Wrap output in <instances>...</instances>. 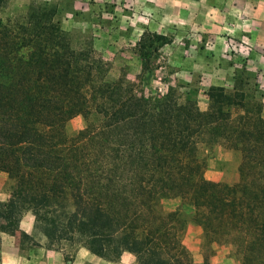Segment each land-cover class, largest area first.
Instances as JSON below:
<instances>
[{"label":"trees","instance_id":"obj_1","mask_svg":"<svg viewBox=\"0 0 264 264\" xmlns=\"http://www.w3.org/2000/svg\"><path fill=\"white\" fill-rule=\"evenodd\" d=\"M0 171L10 196L0 199L1 230L15 234L31 211L49 247L83 244L111 259L130 251L138 264H196L184 242L179 197L194 208L206 243L230 248L236 264H264V113L234 85L206 89L205 110L189 91H146L89 41L75 40L55 4L32 2L21 17L1 15ZM138 46L149 65L160 33ZM81 114L75 134L66 123ZM241 152L239 178L211 180L201 144ZM21 241L33 235L20 231ZM202 264H211L206 258Z\"/></svg>","mask_w":264,"mask_h":264},{"label":"rangeland","instance_id":"obj_2","mask_svg":"<svg viewBox=\"0 0 264 264\" xmlns=\"http://www.w3.org/2000/svg\"><path fill=\"white\" fill-rule=\"evenodd\" d=\"M41 1L56 5V19L60 21L63 28L71 31L75 40L92 43L95 54L103 57L110 64L109 73L112 77L125 73L146 91L152 93H165L170 85L175 86L180 93L189 91L197 98L200 108L206 109L208 97L205 91L210 85L217 83H210V79L204 76L206 75L204 73L208 71L200 68L202 63L186 62V59L181 58L184 54L173 56L177 49L171 44L172 37L169 33L164 34L149 28L136 29L133 27L134 24L126 22L129 19L126 15H130L127 7L119 2H108V0H6L1 15L4 18L21 17L27 12L32 2ZM144 32L149 34L150 38L155 33L163 35V38L155 42L158 49L150 48L152 50H150V62L147 67H144V60L138 46V41ZM250 50L249 43H240L241 54L237 65L234 63L233 73L225 78L222 85L228 89L236 85L237 88L260 101L264 113V91L260 86V79L258 76L249 74L246 68V57ZM192 65H196V71H193ZM84 123L83 115L78 114L72 117L66 123L67 133L75 134ZM199 158L205 166L206 178L229 183L238 180L241 162L239 150L228 148L221 143L201 144ZM8 181V175L0 171L1 200L8 199L10 196ZM162 205L167 210L180 211V216L185 223L184 242L196 264H202L206 258L211 264H236L231 257L227 256L230 248L216 243H206L202 226L193 220L194 208L191 205L183 202L179 197L166 198L162 201ZM32 235V238L21 241L23 246L21 252L34 264H72L78 253L77 260L82 264L91 263L94 259L108 260L94 254L80 243L65 244L60 248L49 247L46 236L35 226V217Z\"/></svg>","mask_w":264,"mask_h":264},{"label":"crops","instance_id":"obj_3","mask_svg":"<svg viewBox=\"0 0 264 264\" xmlns=\"http://www.w3.org/2000/svg\"><path fill=\"white\" fill-rule=\"evenodd\" d=\"M127 7L128 24L172 37L174 57L202 63L210 83H224L237 63L241 42L249 43V74L258 76L264 91V0H108ZM189 47L191 49H189ZM184 56V57H183ZM235 63V64H234ZM237 65V64H236ZM196 71V65L191 66ZM199 69V70H201ZM224 71V72H222ZM202 72V71H200ZM34 215L26 212L15 234L1 230L0 264H34L22 252L20 231L33 234ZM30 221V222H29ZM79 254V253H78ZM72 264H82L77 260ZM97 258V255H95ZM102 259V258H101ZM63 264V263H58ZM88 264H138L136 255L120 251L108 260Z\"/></svg>","mask_w":264,"mask_h":264},{"label":"built area","instance_id":"obj_4","mask_svg":"<svg viewBox=\"0 0 264 264\" xmlns=\"http://www.w3.org/2000/svg\"><path fill=\"white\" fill-rule=\"evenodd\" d=\"M247 50L249 51L248 46H247Z\"/></svg>","mask_w":264,"mask_h":264}]
</instances>
